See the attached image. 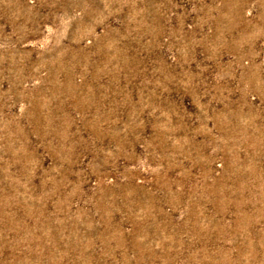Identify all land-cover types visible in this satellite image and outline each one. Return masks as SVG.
Wrapping results in <instances>:
<instances>
[{
    "label": "rangeland",
    "instance_id": "rangeland-1",
    "mask_svg": "<svg viewBox=\"0 0 264 264\" xmlns=\"http://www.w3.org/2000/svg\"><path fill=\"white\" fill-rule=\"evenodd\" d=\"M0 264H264V0H0Z\"/></svg>",
    "mask_w": 264,
    "mask_h": 264
}]
</instances>
